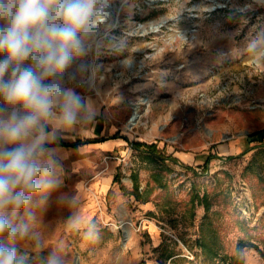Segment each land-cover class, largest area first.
<instances>
[{
    "label": "rangeland",
    "instance_id": "1",
    "mask_svg": "<svg viewBox=\"0 0 264 264\" xmlns=\"http://www.w3.org/2000/svg\"><path fill=\"white\" fill-rule=\"evenodd\" d=\"M164 18L171 19L159 31L142 32ZM120 22L113 34L126 40V48L115 56L106 50L102 66L109 71L124 57L137 60L171 41L193 56L209 54L210 39L219 45L213 53L225 56L223 64L190 82L179 97L193 117L164 137L174 151L187 146L203 158L197 165L175 166L169 149L150 141L153 147L140 146L115 171L105 198H80L75 207L59 203L61 196L77 195V185L65 179L48 196L36 224L47 247L37 253L20 246L19 253L27 264H43L60 245L66 264L140 263L149 257L163 264L170 256L184 264L186 255L194 256L195 264H234L247 251L264 255V43L249 48L264 33V7L241 16L229 0H215V5L212 0H133L130 16L121 14ZM243 142L240 151L225 149ZM75 210L97 222L95 241L65 229ZM147 227L161 234L160 248L148 245Z\"/></svg>",
    "mask_w": 264,
    "mask_h": 264
},
{
    "label": "clouds",
    "instance_id": "2",
    "mask_svg": "<svg viewBox=\"0 0 264 264\" xmlns=\"http://www.w3.org/2000/svg\"><path fill=\"white\" fill-rule=\"evenodd\" d=\"M229 3L241 16L264 7V0ZM132 9L133 0H0V264H27L20 246L37 253L47 247L36 224L62 183L52 145L95 122L96 102L78 89H96L101 66L95 60L106 49L114 55L125 51L126 40L113 33L121 14L130 16ZM261 43L264 33L249 48ZM118 67L121 78L143 70L140 61L127 57ZM79 194L77 186L76 196H61L59 203L75 207ZM65 229L82 231L89 241L99 235L97 222L86 221L79 210L68 216ZM64 257L60 245L43 264H66Z\"/></svg>",
    "mask_w": 264,
    "mask_h": 264
},
{
    "label": "crops",
    "instance_id": "3",
    "mask_svg": "<svg viewBox=\"0 0 264 264\" xmlns=\"http://www.w3.org/2000/svg\"><path fill=\"white\" fill-rule=\"evenodd\" d=\"M214 43L213 39L207 43L211 48L209 54L193 56L190 50H182L185 48H178L172 41L167 42L164 47L155 48L151 54H144L137 59L143 64L142 71L123 78L117 76L122 69L115 67L113 62L110 67L115 68L110 71V68L102 66V56L107 53L106 49L95 60L102 68L95 74L96 89H78L82 95L96 102L98 115L95 122L77 131L62 134L52 145L58 150L62 181L72 180L79 187L80 198H105L113 189L115 171L123 169L132 153L140 150L134 143L149 145L153 140L169 149L171 157L176 159L171 161L175 166L197 165L202 156L194 155L187 146L183 147L184 151H174L165 143L164 137L173 135L181 121L193 117V113H188L179 101V97L186 94L187 85L202 79L210 68L220 66L225 61L223 54L219 58L214 56L213 51L219 46ZM134 111L138 118L129 126L128 121ZM245 141L248 143L247 138ZM244 146V142L228 143L225 149L240 151ZM154 228H146L148 245L153 250L163 244L161 234ZM176 257L170 256L163 264H175ZM186 260L184 264H195L194 256ZM140 261L128 264H162L151 257ZM234 264H264V255L247 251Z\"/></svg>",
    "mask_w": 264,
    "mask_h": 264
},
{
    "label": "bare ground",
    "instance_id": "4",
    "mask_svg": "<svg viewBox=\"0 0 264 264\" xmlns=\"http://www.w3.org/2000/svg\"><path fill=\"white\" fill-rule=\"evenodd\" d=\"M226 1V0H225ZM210 9H211V7H210ZM168 20V18L166 19V18H164V19H162L160 22H156V23H150L149 25H148V27L147 28H143L142 29V32H146L147 30H150V31H152V32H157V31H159V27H161L163 24H165L166 23V21ZM142 27V26H141ZM148 32V31H147Z\"/></svg>",
    "mask_w": 264,
    "mask_h": 264
},
{
    "label": "water",
    "instance_id": "5",
    "mask_svg": "<svg viewBox=\"0 0 264 264\" xmlns=\"http://www.w3.org/2000/svg\"><path fill=\"white\" fill-rule=\"evenodd\" d=\"M171 19V18H170ZM170 19H168V20H170ZM167 20V21H168ZM166 21V22H167ZM138 114L134 111L133 112V115H131V117L129 118V121H128V125L129 126H131L135 121H136V119L138 118V116H137Z\"/></svg>",
    "mask_w": 264,
    "mask_h": 264
},
{
    "label": "trees",
    "instance_id": "6",
    "mask_svg": "<svg viewBox=\"0 0 264 264\" xmlns=\"http://www.w3.org/2000/svg\"><path fill=\"white\" fill-rule=\"evenodd\" d=\"M261 139H264V132L261 134V137H260ZM134 146L137 148V149H139L140 148V146L142 147V146H146L145 144H141V143H134ZM148 147H153V145H149Z\"/></svg>",
    "mask_w": 264,
    "mask_h": 264
},
{
    "label": "built area",
    "instance_id": "7",
    "mask_svg": "<svg viewBox=\"0 0 264 264\" xmlns=\"http://www.w3.org/2000/svg\"><path fill=\"white\" fill-rule=\"evenodd\" d=\"M263 54H264V50H263ZM227 83H229V82L224 83V85L222 86V89H225L228 86ZM186 258H188L189 260H191L192 259V256L191 255H186Z\"/></svg>",
    "mask_w": 264,
    "mask_h": 264
}]
</instances>
